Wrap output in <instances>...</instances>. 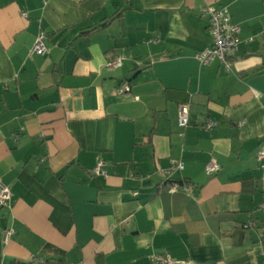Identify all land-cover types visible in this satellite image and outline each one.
Returning a JSON list of instances; mask_svg holds the SVG:
<instances>
[{
    "label": "crops",
    "instance_id": "obj_1",
    "mask_svg": "<svg viewBox=\"0 0 264 264\" xmlns=\"http://www.w3.org/2000/svg\"><path fill=\"white\" fill-rule=\"evenodd\" d=\"M207 6L251 39L230 69ZM262 147L264 0H0V264H264Z\"/></svg>",
    "mask_w": 264,
    "mask_h": 264
},
{
    "label": "built area",
    "instance_id": "obj_2",
    "mask_svg": "<svg viewBox=\"0 0 264 264\" xmlns=\"http://www.w3.org/2000/svg\"><path fill=\"white\" fill-rule=\"evenodd\" d=\"M202 14L206 17L209 30L212 34L213 44L210 48L203 51L197 56L201 65H210L215 60L220 61L225 65L227 69H230L229 55L239 50L242 44H247L251 41L243 40L241 38V29L232 20V16L226 8H214L207 6L202 10ZM48 36L44 31H40L37 35L36 41L32 48V54L46 55L48 52ZM122 65V58L117 57L109 63L110 67H120ZM120 94L129 96V88H121ZM189 124V108L188 106H182L179 111V125L181 127H187ZM216 126V122L208 121L205 128L212 129ZM258 160L264 168V147L258 152ZM173 169H183L182 162H172ZM221 165L216 158H212L205 167V172L208 176H213L219 172ZM95 173L102 176H107L106 164L103 161H99L95 168ZM164 174H168V171H164ZM189 192V186H184L176 182H171L168 185L169 193ZM13 204V194L10 187L0 182V207L10 209ZM264 208V207H263ZM13 231L8 230L5 233V241L12 236ZM152 260L155 264H186L184 261L176 260L170 257L168 254H155L152 256Z\"/></svg>",
    "mask_w": 264,
    "mask_h": 264
},
{
    "label": "trees",
    "instance_id": "obj_3",
    "mask_svg": "<svg viewBox=\"0 0 264 264\" xmlns=\"http://www.w3.org/2000/svg\"><path fill=\"white\" fill-rule=\"evenodd\" d=\"M171 183V182H170ZM182 185V184H181ZM246 226V225H245Z\"/></svg>",
    "mask_w": 264,
    "mask_h": 264
}]
</instances>
